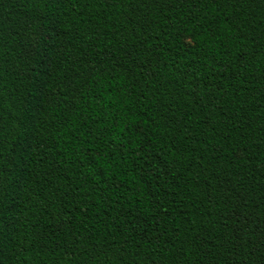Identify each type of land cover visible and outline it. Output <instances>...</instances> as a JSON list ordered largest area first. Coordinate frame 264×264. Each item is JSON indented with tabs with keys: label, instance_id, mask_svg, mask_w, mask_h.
Segmentation results:
<instances>
[{
	"label": "trees",
	"instance_id": "16d2710c",
	"mask_svg": "<svg viewBox=\"0 0 264 264\" xmlns=\"http://www.w3.org/2000/svg\"><path fill=\"white\" fill-rule=\"evenodd\" d=\"M0 264H264V0H0Z\"/></svg>",
	"mask_w": 264,
	"mask_h": 264
}]
</instances>
